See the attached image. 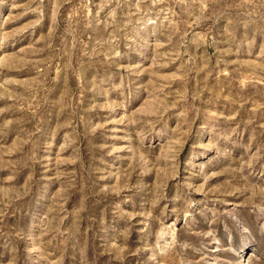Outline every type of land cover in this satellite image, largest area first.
I'll list each match as a JSON object with an SVG mask.
<instances>
[{
  "label": "rangeland",
  "instance_id": "1",
  "mask_svg": "<svg viewBox=\"0 0 264 264\" xmlns=\"http://www.w3.org/2000/svg\"><path fill=\"white\" fill-rule=\"evenodd\" d=\"M0 264H264V0H0Z\"/></svg>",
  "mask_w": 264,
  "mask_h": 264
}]
</instances>
